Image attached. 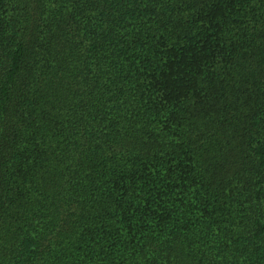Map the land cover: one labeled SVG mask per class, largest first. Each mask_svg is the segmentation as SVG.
Segmentation results:
<instances>
[{"label":"trees","instance_id":"obj_1","mask_svg":"<svg viewBox=\"0 0 264 264\" xmlns=\"http://www.w3.org/2000/svg\"><path fill=\"white\" fill-rule=\"evenodd\" d=\"M0 264H264V0H0Z\"/></svg>","mask_w":264,"mask_h":264}]
</instances>
